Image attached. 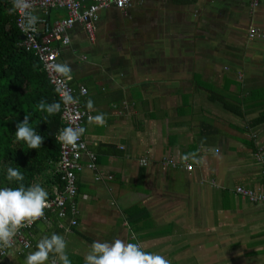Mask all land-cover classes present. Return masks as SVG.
Listing matches in <instances>:
<instances>
[{
    "label": "crops",
    "instance_id": "1",
    "mask_svg": "<svg viewBox=\"0 0 264 264\" xmlns=\"http://www.w3.org/2000/svg\"><path fill=\"white\" fill-rule=\"evenodd\" d=\"M121 11L103 10L93 35L76 25L60 45L71 83L88 89L76 94L82 107L104 114L103 125H84L98 169L79 174L71 215L36 222L28 252L56 232L73 264L93 240L114 238L171 264H264V206L235 190L264 184V122L255 123L264 102L250 101L264 100V0H134ZM52 166L38 181L49 194ZM28 252L13 248L4 264H23Z\"/></svg>",
    "mask_w": 264,
    "mask_h": 264
},
{
    "label": "built area",
    "instance_id": "2",
    "mask_svg": "<svg viewBox=\"0 0 264 264\" xmlns=\"http://www.w3.org/2000/svg\"><path fill=\"white\" fill-rule=\"evenodd\" d=\"M15 4V10L18 13L17 24L21 31V35L25 36L21 40L20 46L27 51H32L39 58L43 70L46 72L50 84L55 89L59 98L64 91L69 92L76 102L65 105L61 99V119L63 125L59 129L61 131L67 126L84 127L85 123L92 122L90 120L94 115L87 109L82 107L80 98L76 94L80 93L85 97L88 89L82 84L71 83L72 77L60 72L57 69L59 64L60 45L67 46L71 43L70 31L76 26L81 25L85 31L93 35L95 24L99 20L100 13L109 8H117L126 10L130 8L134 0H91L87 4V0H11ZM253 4H258L259 0H252ZM64 9L66 14L60 16L53 22L48 18L49 12L53 9ZM35 17V23H30ZM257 33L255 28L250 31V36L254 37ZM57 42V45L55 43ZM58 131V132H59ZM58 134V133H57ZM60 159L57 163L56 172L60 175L62 182L65 183V190L56 191L55 197L48 199L49 207L45 208V215L29 227L21 228L15 238L11 248H5L0 251V261H2L10 252L16 248L18 253H22L31 248L29 238L25 234L26 228L33 227L37 221L47 219V210L57 211L60 217L66 215V200L73 197L78 190V173L83 172L86 168L91 170L98 169L97 157L88 148V144L83 135L76 142V146L64 145L60 141ZM87 154L89 160L87 164L82 163V156ZM264 162V154L261 156ZM188 170H192L193 166H186ZM264 174V169H263ZM96 178H102L97 176ZM236 192L250 202L264 206V184L258 190L248 188L242 185L236 186ZM73 214L76 213V205H72ZM77 224L75 218L71 219L70 226Z\"/></svg>",
    "mask_w": 264,
    "mask_h": 264
},
{
    "label": "trees",
    "instance_id": "3",
    "mask_svg": "<svg viewBox=\"0 0 264 264\" xmlns=\"http://www.w3.org/2000/svg\"><path fill=\"white\" fill-rule=\"evenodd\" d=\"M17 20L18 13L15 10L14 2L0 0V187L17 186L15 182L9 184L4 177V170L8 166L17 167L24 173L25 185L38 183L41 180L39 174L41 175L53 167V164L58 163L61 153L60 143L55 139L63 125L61 111L48 115L37 109V104L41 100L51 103L53 101L61 102V99L50 84L39 58L34 52L27 51L20 46L21 31ZM222 98L224 101H221L228 110L237 114L242 113L240 105L236 106L228 102L229 99L225 95ZM250 101L252 103L264 102L259 99ZM24 115L30 117L31 126L44 136L43 145L37 149H29L23 141L17 142L15 139L16 124L23 120ZM255 120L256 124L264 122V112ZM51 176L49 186L53 191L49 194L48 199L54 198L56 191L64 192L65 190V183L62 182L56 170ZM112 178L113 176L109 175V179ZM135 210L138 212L141 208L137 206ZM50 211L53 210L48 209L46 212ZM71 214L72 212L67 209L66 215ZM49 217L50 214L47 215V219ZM56 217H53V222H56ZM71 219L69 218V222ZM76 225L78 224L72 226ZM31 229L32 227L26 228L25 234L29 238L32 248L33 244L28 235ZM30 249L19 254H24ZM4 259L0 261V264H4Z\"/></svg>",
    "mask_w": 264,
    "mask_h": 264
},
{
    "label": "clouds",
    "instance_id": "4",
    "mask_svg": "<svg viewBox=\"0 0 264 264\" xmlns=\"http://www.w3.org/2000/svg\"><path fill=\"white\" fill-rule=\"evenodd\" d=\"M35 17L30 23H35ZM57 69L65 74L71 69L67 65H57ZM65 105L76 102V99L67 91L61 94ZM61 107L60 101L48 103L39 101L37 109L53 115ZM87 107H93V101H87ZM97 124H104V114L99 113L91 117ZM84 127L67 126L56 134L55 139L64 145L76 146V142L84 134ZM17 142L23 141L29 149L39 148L44 136L39 134L30 124V117L24 115L18 121L15 130ZM5 179L17 186L0 187V251L11 248L17 232L24 227L31 226L45 215V208L49 207V193L40 183L25 185L24 173L17 167L8 166L4 170ZM65 237L56 232L41 237L35 245V250L25 255L23 264H73L67 252ZM83 264H171L170 260L159 253L146 251L134 240L114 238L111 241L93 240L89 251L83 258Z\"/></svg>",
    "mask_w": 264,
    "mask_h": 264
},
{
    "label": "rangeland",
    "instance_id": "5",
    "mask_svg": "<svg viewBox=\"0 0 264 264\" xmlns=\"http://www.w3.org/2000/svg\"><path fill=\"white\" fill-rule=\"evenodd\" d=\"M112 8H114V7H112ZM59 10H62V9H59ZM113 11H116L115 9H112ZM122 13V16H124V14H125V12H126V10H123V11H121ZM128 12V11H127ZM138 23V22H137ZM118 24L116 23V26H117ZM118 27H123V25L122 24H120L119 23V25H118Z\"/></svg>",
    "mask_w": 264,
    "mask_h": 264
},
{
    "label": "water",
    "instance_id": "6",
    "mask_svg": "<svg viewBox=\"0 0 264 264\" xmlns=\"http://www.w3.org/2000/svg\"><path fill=\"white\" fill-rule=\"evenodd\" d=\"M24 38H25V36L22 34V35H21V39H24Z\"/></svg>",
    "mask_w": 264,
    "mask_h": 264
}]
</instances>
